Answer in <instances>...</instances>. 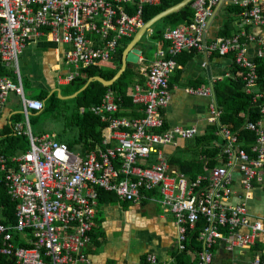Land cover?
<instances>
[{
  "label": "built area",
  "instance_id": "2783aa9c",
  "mask_svg": "<svg viewBox=\"0 0 264 264\" xmlns=\"http://www.w3.org/2000/svg\"><path fill=\"white\" fill-rule=\"evenodd\" d=\"M221 1L195 0L193 20L166 31L168 50L159 49L158 60L146 71V85L136 86L132 96V104L143 108V118L120 116L125 112L113 91L101 106L91 109L109 126L104 131L105 149L83 156L75 155L68 144L51 134L34 135L32 117L45 106L43 101L26 96L21 55L29 43L42 37L69 45L65 59L73 70L58 79L59 86L69 85L82 69L111 62L119 43L145 26L144 7L157 6L158 0H0V62L10 71V76L0 75V115L12 96L18 98L25 119L14 123L13 129L31 140V149L13 158L16 168L7 165L5 156L0 157L8 195L18 205L16 225L0 224V254L10 256L16 264H92L88 249L97 226L100 192L115 195L121 203L156 202L174 215L180 253L188 251L189 233L205 221L200 234L204 249L196 264H217L213 249L221 241L230 251L258 244L264 237V221L254 219L247 204L229 202L234 196L236 167L248 195L254 181L264 176L261 121L246 125L256 138L249 151L240 145L238 134L222 127L224 164L206 166L195 178L170 164L164 151L200 133L196 127L166 128L164 110L172 97L170 80L180 67L177 55L193 50L232 55L244 71L247 95H253L254 102L264 96L258 86L257 63L248 56V47L256 44L258 59L264 60V36L254 33L256 28L264 30V0H231L230 4L242 11L239 32L207 43L205 32ZM189 93L209 95L204 89ZM260 111L264 118V104ZM221 115L219 107L212 105L211 122L219 123ZM243 231L248 234H241ZM19 240L28 247H18ZM148 261L159 264L153 255ZM251 264H264V252L257 253Z\"/></svg>",
  "mask_w": 264,
  "mask_h": 264
},
{
  "label": "crops",
  "instance_id": "0c3cea01",
  "mask_svg": "<svg viewBox=\"0 0 264 264\" xmlns=\"http://www.w3.org/2000/svg\"><path fill=\"white\" fill-rule=\"evenodd\" d=\"M230 1L222 0L221 4L215 9V15L209 21L205 32L207 43L214 42L217 38L233 36L239 32L237 22L240 17L235 11L230 10L236 7L231 5ZM158 2L160 1L158 0ZM152 33L153 29L144 35V37L147 36L146 42L151 43L155 49V55H150L149 52L146 53L151 60L145 59L143 52L145 48L142 49L137 45L142 51L141 61L137 66L143 85L147 83L145 79L146 71L158 60L159 49L168 50L169 46L165 36L164 40L151 42L149 39ZM254 33L258 36H264V30L261 28L254 29ZM68 50H70L69 45L57 44L45 37L38 38V40L27 45L20 60L24 81L23 87L28 98L37 97L42 93H47L50 96L57 93L58 90L61 91L62 95L63 89L70 86V84L58 85L59 77L66 76L73 70L66 63L65 52ZM259 50V46L251 44L248 47L249 58L256 61ZM233 57H223L198 50L185 51L176 56L180 67L170 80L172 97H170L168 107L164 110L168 128L190 129L196 127L200 131L199 135L202 136L211 131V128L216 125L220 127L219 137L224 145L225 137L222 134L221 117L219 123L214 124L211 122L212 105L218 106L217 87L227 80L236 79L237 66ZM192 89H204L209 91V95H192L189 93ZM34 91H37V94ZM245 92L247 94L246 88ZM135 108L137 112L134 114L138 115V119L143 118V108L141 106H135ZM22 109L18 98L12 96L4 107L3 115L0 117V136L9 126H12L13 117L21 114ZM220 111L222 112L221 109ZM261 127L264 130V118L261 120ZM48 133L55 132L49 130ZM197 137L182 141L177 148L167 146L164 151L168 158L177 154L184 160H197L199 159L197 155L199 152L196 144ZM78 147L84 156V149L81 146ZM218 162L219 164L225 162L222 153ZM204 163L208 164L207 159ZM233 178L234 196L229 203L232 205L247 204L254 219L264 221V176L261 180L254 181L253 190L249 195L242 187L239 167L235 168ZM96 219L97 226L93 232V243L88 249L93 261L92 264H151L147 261L150 255L156 256L159 264L178 263L177 255L180 252L178 247L179 228L175 216L165 211L158 203L152 201H143L141 204L121 203L119 201L117 203L104 202L98 207ZM241 234L246 235L248 231H243ZM259 242L264 243V237H261ZM19 243L22 245H19ZM17 245L23 248L28 247L24 245L23 240H19ZM253 248H236L230 251L227 245L221 241L218 243L215 253L216 263L251 264L255 257ZM190 254L194 262L198 254H195V259L192 253ZM6 257L14 260L10 256Z\"/></svg>",
  "mask_w": 264,
  "mask_h": 264
},
{
  "label": "trees",
  "instance_id": "16d2710c",
  "mask_svg": "<svg viewBox=\"0 0 264 264\" xmlns=\"http://www.w3.org/2000/svg\"><path fill=\"white\" fill-rule=\"evenodd\" d=\"M159 1V5L157 6L144 7L143 20L145 24H147L160 14L164 13L170 7H173L183 2L184 0ZM194 1L195 0H193L180 12L170 15L169 17L158 22L152 28L153 33L149 40L151 42L164 40V36L167 30L176 29L181 24L190 23L194 18V10L192 8ZM230 10L232 12L235 11L236 14L240 17V14L242 12L240 7L236 6L235 8H231ZM133 13L134 9H131L129 11V14L133 15ZM227 37L231 36H226L223 38ZM133 38L134 37L124 39L119 43L117 54L114 56L111 62L101 63L98 66H90L86 69H82L81 74L77 77V79L71 82L68 88L63 89L62 95L72 96L78 93L86 86V84L92 79V77L93 79H95V77H103V79L108 82L114 80L123 66V52L133 40ZM143 52L145 59L151 60V58L147 56L146 50H143ZM233 58L235 62V57ZM256 63L260 76L258 86L260 92L264 95V60L257 59ZM0 75L10 76V71L8 70V68L4 67L1 62ZM244 75V71L236 67V79L227 80L225 83L219 85L216 89V98L218 107L223 112L221 116L222 126L229 128L233 131V133L238 134L240 145L244 149L249 151L255 143L256 138L252 132L246 129V125L248 122L257 123L263 119L260 107L264 104V96L261 100L254 102V96L246 94L245 85L243 83ZM141 82L142 80L140 79V71L138 70V66L135 65L130 66L121 77V79L118 80L112 88H106L101 83L93 82L87 90L80 93L75 99L72 100H63L59 98L57 93H54L50 96L47 93H42L37 97H31L29 99L38 100L41 102L43 101L45 106L42 112L38 114L36 113L32 117V129L34 124L40 126V120L43 117H47V120L52 119V121L56 124L62 125L63 130L61 133H66L68 131L76 132V134H74L73 137H70L69 139L58 137L59 139L57 140L59 142L68 144L72 151H75V148L77 146H81L84 149V156H86L93 151L105 149L104 131L109 126V124L103 123L102 119L95 116L91 109L93 107L101 106L107 94L110 91H113L121 100L120 107L125 112L120 116L138 119V115L134 114L135 112H137V109L132 104V96L134 94V89L136 88V86H143V83ZM170 87H172V84H170ZM70 104H73L78 112L70 115ZM83 108L86 109L85 112H82ZM2 115L3 113H1L0 117ZM24 119L25 116L22 113L14 116V122H12V126H9L2 133V136H0V157L5 156L7 165L13 166L14 168H16L18 164L16 162H13V158L19 157L21 156V153L23 154L31 149V140L29 136L25 134L18 135L14 132L13 129L14 123L21 122ZM219 131L220 127L215 125L211 128V131L207 132V134L202 136L199 135L197 137L196 144L199 148V152L197 153L199 159L184 160L179 155L175 154L173 156H170V164L179 168V170L186 173L191 178H195L197 175L204 173L206 166L208 168H215L216 166L220 165L218 159L222 153L225 143L224 145L221 143ZM33 132L36 136L51 134L47 131H44L43 129H39L37 132H35L33 129ZM205 159H207L208 164L204 163ZM5 174L6 172L2 169V164L0 161V224L15 226L17 223L16 209L18 205L14 203L8 195V189L5 185L4 180ZM104 202L117 203L118 200L115 195L100 192L99 203L104 204ZM206 225V222L202 221V223H200L199 227L195 231L189 233V239L187 242L188 251L184 253L179 252V254L177 255L178 264H196V261L193 262L190 253L199 254L203 251L204 248L203 243L200 242V234L204 230ZM19 245L22 244L19 243ZM178 247H180V243H178ZM216 249L217 247H214L213 249L215 253ZM252 250L254 256H256L257 253H263L264 243L258 242V244ZM0 264H16V262L7 258L6 256L0 255Z\"/></svg>",
  "mask_w": 264,
  "mask_h": 264
},
{
  "label": "water",
  "instance_id": "95a60500",
  "mask_svg": "<svg viewBox=\"0 0 264 264\" xmlns=\"http://www.w3.org/2000/svg\"><path fill=\"white\" fill-rule=\"evenodd\" d=\"M193 0H184L183 2L170 7L168 10H166L164 13L160 14L159 16H157L156 18H154L153 20H151L150 22H148L147 24H145V26L143 28H141L137 34L134 36L133 40L130 42V44L127 46V48L125 49L124 53H123V58H122V69L119 71V73L116 75L115 79L112 80L111 82L106 81L105 79H103V77H95V79H92L90 81H88V83L86 84V86L78 93H76L75 95L72 96H63L61 95V91L58 90V96L59 98L63 99V100H71V99H75L80 93L84 92L85 90L88 89V87L94 82H98L101 83L104 87L106 88H112L113 85L121 79V77L124 75V73L128 70V68L130 66H135L138 65L141 61L140 56L142 55V51L137 47V45L141 42L142 38L144 37V35L151 30L158 22H160L162 19L176 14L178 12H180L181 10H183L187 5H189Z\"/></svg>",
  "mask_w": 264,
  "mask_h": 264
},
{
  "label": "rangeland",
  "instance_id": "374dc122",
  "mask_svg": "<svg viewBox=\"0 0 264 264\" xmlns=\"http://www.w3.org/2000/svg\"><path fill=\"white\" fill-rule=\"evenodd\" d=\"M146 41H147V36L145 37ZM145 39L143 38V40L141 41V43L139 44V46L146 50V53H150V55H155V49L153 48L152 44L151 43H147L145 41ZM20 67H21V60H20ZM22 71V69H21ZM35 94H37V91H34ZM72 100V99H71ZM69 114L72 115L77 111V109L75 108V106L73 104H70V107H69ZM55 126V127H54ZM33 129L35 132H37L39 129H43L44 131H47L49 132V130H52V132H55V133H51V136L58 140L59 138L63 137L65 139H69L70 137H73L74 134H76V132L74 131H68L66 133H61L62 130H63V127L62 125H58L56 124L55 122L52 121V119H48L47 120V117H43L41 120H40V126L37 125V124H34L33 125ZM59 137V138H58ZM74 154L75 155H83V153L80 151V148L77 146L75 151H74ZM180 154H182V152H180Z\"/></svg>",
  "mask_w": 264,
  "mask_h": 264
}]
</instances>
